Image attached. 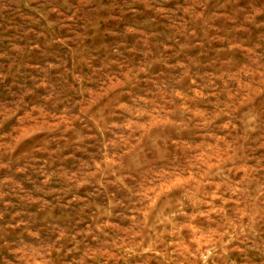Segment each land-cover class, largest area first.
Masks as SVG:
<instances>
[{
  "label": "rangeland",
  "instance_id": "374dc122",
  "mask_svg": "<svg viewBox=\"0 0 264 264\" xmlns=\"http://www.w3.org/2000/svg\"><path fill=\"white\" fill-rule=\"evenodd\" d=\"M0 264H264V0H0Z\"/></svg>",
  "mask_w": 264,
  "mask_h": 264
}]
</instances>
